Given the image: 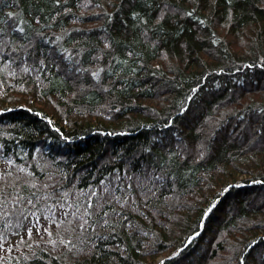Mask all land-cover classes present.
<instances>
[{
    "label": "trees",
    "instance_id": "1",
    "mask_svg": "<svg viewBox=\"0 0 264 264\" xmlns=\"http://www.w3.org/2000/svg\"><path fill=\"white\" fill-rule=\"evenodd\" d=\"M0 27V185L48 201L35 239L5 206L0 264H264V0H0Z\"/></svg>",
    "mask_w": 264,
    "mask_h": 264
},
{
    "label": "snow or ice",
    "instance_id": "2",
    "mask_svg": "<svg viewBox=\"0 0 264 264\" xmlns=\"http://www.w3.org/2000/svg\"><path fill=\"white\" fill-rule=\"evenodd\" d=\"M55 2L59 4L61 0H55ZM88 2L91 3V0H88ZM7 15L9 17H13L16 14L9 12ZM133 15H135V13H133ZM188 15H191V13H188ZM37 19H39V17H37ZM21 23H24V22L23 21H21L20 23L13 22L11 30H15V31H18L19 33L25 34L23 38L27 40L26 29L24 27H21ZM9 31L10 29H8L7 27H0V35H3ZM36 39L46 40L47 37L44 32H41V31L35 32L33 35V40L27 41L28 48L30 49L34 48V41ZM59 39L61 38L57 37V40ZM51 43L55 44L56 41H51ZM0 51H3V50L0 49ZM55 51L56 49L50 50L49 55L54 54ZM60 51H64V49L61 48ZM28 55H29L28 53H25V56H28ZM129 55H132V53L129 52ZM15 56H16V53L14 52L11 56L6 57V59H8L10 63H16L17 60L14 59ZM18 59H19V62L22 64L29 63L27 59H24V58H18ZM31 59H32V63L36 65H45L47 62L46 57L44 55H41L38 57L35 55V53L31 54ZM261 60H264V57H261ZM17 66H19V64ZM55 66L57 68H60L59 64H56ZM260 66L264 67V64H261ZM22 70L25 73H27L29 71V67H24ZM76 71L80 72L83 70L80 68H77ZM98 72H99V69L97 71H94L92 75L98 78ZM9 75H12V73H9ZM3 111H7V109H0V112H3ZM7 163L12 164L13 162L12 160H8ZM22 183L24 182L21 181L19 178H17V182L15 184L0 185V213H2V215L5 217L9 215V210H6L5 206H7L9 202L11 201V207L15 209V211H13L11 214L17 218L18 223L21 220L26 222L27 236L33 237V239H35V237L33 236L34 229L30 225H32L35 222H39L41 220V216L37 215V212L41 208L45 207V204L48 201L41 202V195L37 194L38 190L35 189V185H33V190H30L28 192V195H25L24 189L21 187ZM43 187L47 191L42 193V195L47 198H50L51 200H55V203L51 205V209H54L57 207H59L60 209H64L65 207H71V206H67L61 203V199L56 197L55 192L49 187V185L45 184ZM228 187L230 188L231 185H229ZM224 191H227V188L224 189ZM21 197H24V198L22 199ZM105 203H106L105 199H101L99 201H93L91 198H89L87 200V209H92V211H88L86 209L87 216L91 217L93 215V212L96 210H99L100 212L103 213L104 216H107L108 213L103 211ZM51 209H49L47 213V219L45 222L54 223L57 226V228L53 230L50 227H45L42 230L48 234L49 238L55 236L56 239H49L45 241V243L56 245L57 242H59V244L67 245L69 251L74 250L75 245L72 242V240L69 239L67 236L61 235V232L63 231V232L72 233V232H75L77 229L81 231H84L86 229V222L84 221L83 217H80V222L76 223L75 227L72 226L74 222L73 219H68L69 217H73V218L76 217L77 213L79 212V209H76L74 211H63L57 214V219L55 221L51 220V215H52ZM209 211H211V209H209ZM29 217H35V221L30 220ZM103 223L107 224L108 221L104 220ZM91 227L94 229L96 225L92 224ZM7 231L11 232L12 230L7 229ZM16 235L19 236V233H16ZM7 241H8V237L4 234V232H0V250L5 251L6 253L12 252L13 249L9 248ZM255 244H256V241L254 240L252 242V245H255ZM252 245H249V248H251ZM27 246L31 247V245H27ZM93 248H95V246H93ZM95 254L99 255V252L97 251L95 252ZM8 259L9 257L7 255L3 257V260L5 261H7ZM26 259L37 261V260H43V257H38L36 253L33 252L31 255L27 256ZM245 259H246L245 257H241L242 264H244Z\"/></svg>",
    "mask_w": 264,
    "mask_h": 264
}]
</instances>
